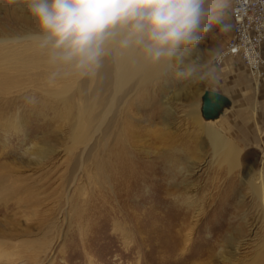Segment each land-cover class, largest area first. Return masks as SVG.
I'll use <instances>...</instances> for the list:
<instances>
[{"label":"rangeland","instance_id":"1","mask_svg":"<svg viewBox=\"0 0 264 264\" xmlns=\"http://www.w3.org/2000/svg\"><path fill=\"white\" fill-rule=\"evenodd\" d=\"M123 2L127 3L126 26L130 32V28L138 32L143 46L154 50L171 45L181 48L186 43L185 49L191 51L188 60L180 48L175 49L171 69L161 76L171 89L150 87L147 96L154 99L153 104H143L130 112L140 143L134 150L128 148L129 159L143 178L141 185L148 187L157 180L160 188L135 191L129 200L104 192L93 179L92 163L77 155L67 120L40 105L42 91L35 89L34 96H29L13 90L14 101L4 105L19 113L21 123L7 129L0 125V177L6 182L0 188V255L8 254L5 259L0 257V264H159L165 256L158 253L161 245L149 232L156 234L165 223V206L173 200L163 190L167 189L168 194L181 192L180 177L185 174L195 184L198 199L204 195L212 198L208 209H215L220 200L226 199L223 201L228 214L224 218L228 223L234 221L239 228L242 216L255 220V241L248 255L231 264H264V215L249 185L251 177L264 175V75L253 77L238 57H222L239 36L231 0H0V38L43 34L59 29L57 21L88 19L94 12L109 16L115 14L114 6ZM191 10L193 14L187 20L185 13ZM35 79L33 83L27 79L24 84L40 87ZM172 91L176 92L173 100ZM210 94L227 104H216L206 112L205 98ZM164 97L170 98L171 111L166 114L159 106ZM192 110L199 113L203 126L215 127L239 150L235 168L214 161L206 145L197 146L204 142V135H196L189 115ZM147 119L149 124L144 122ZM161 119L172 128L171 132L178 129L174 147L183 153L172 156L182 167L190 168L189 163H194L190 172L174 173L173 180L164 172L165 162L154 155L161 148L150 136V131L162 129ZM31 148L32 155L27 151ZM159 196L167 197L161 206L156 204ZM238 203L239 216L233 220V208ZM127 214L132 220H124ZM216 216L222 218L220 212ZM125 227L134 233L131 238L121 233L127 230ZM207 233L196 230L194 237L199 240ZM255 251L260 254L258 259ZM190 257L187 264L193 261Z\"/></svg>","mask_w":264,"mask_h":264},{"label":"bare ground","instance_id":"2","mask_svg":"<svg viewBox=\"0 0 264 264\" xmlns=\"http://www.w3.org/2000/svg\"><path fill=\"white\" fill-rule=\"evenodd\" d=\"M114 7L115 14L109 16H101L94 12V14L90 13L88 19L66 20V18L63 21H57L59 29H50L43 34L0 38V125L7 129L19 126L21 123L19 113L13 107H10L9 110L6 109V105H4L11 103L9 100L13 99V90L23 92V95L34 96L33 92L39 88L42 91V95L39 97L40 105L53 113H60L59 116L67 120L66 124L71 130L72 142L76 145L74 149L78 151V156L84 157L83 161L92 163L93 179L99 188L104 192L112 193V195L116 194L118 197L123 195V198L126 197L129 200L131 193L135 191L143 192L146 189V191L152 189L151 192H153V189L160 188L157 180L148 187L145 186V183L141 185L140 182L141 180L143 182V178L141 179L138 176L139 173L134 171L132 160L129 159L128 148L133 149L136 143H140L135 131L136 126H133L135 119L131 116V111L143 104L144 106L153 104L154 99L147 96L150 87H159L168 91L171 89L165 78L161 76L171 69L172 62L175 60L174 50L180 47L171 45L166 49L158 47L150 50L143 46L141 44L143 38L138 32L132 28H130L132 31L130 32L129 27L126 26L127 3L123 2ZM190 14H193L192 10L186 11L187 20ZM232 14L237 31L240 32L241 19L235 7ZM186 47L187 45L184 43L180 50L189 60L191 51H187ZM33 71L37 72L33 74ZM249 72L252 75L250 70ZM24 75L32 83L35 76V80H39L37 84L40 87L33 88V85L24 84V81L27 80L24 79ZM171 93L173 100L176 92L172 91ZM4 95L8 97L3 98ZM14 97L19 98L17 95ZM169 99L164 97V101L158 103L160 108L164 107L165 114L171 111L168 104ZM206 99L204 108L206 112L212 111L216 104H227L225 100L214 94H210ZM189 115L195 124L196 135H204V142H199L197 146L206 145L211 150L214 161H217L218 164L226 163L228 167L235 168L238 163L239 150L232 145L233 143L227 142L221 131L215 127L203 126L197 111L192 110ZM144 122L149 124L148 119ZM160 124L161 130H152L151 133H148L155 138L161 148L160 151H155L154 155L156 154L157 160L165 162L164 172L170 174L169 180H173L174 173L180 175L182 171L183 173L190 172L189 169L193 167L194 163H189L190 168L182 167L178 158L172 156L173 153H183L179 148L174 147V138L177 136L178 129L171 132L172 128L163 119L160 120ZM145 132L147 131L145 130ZM32 148L27 150L30 154ZM137 151L141 152L139 149ZM184 157L186 161L190 160L188 156ZM185 175L180 177L183 178L181 192L168 194L167 189L163 190L165 191L163 193L172 197L173 200L165 206V215H163L165 218L159 216L164 219L165 223L161 222L162 225L158 227L159 230L156 231V234L149 232L150 236L158 239L157 242L161 245H158V253L165 256L159 264H187L189 255H191L190 259L193 257L190 264H212L216 259L220 264L242 261L248 255L252 243L255 241V220L245 218L244 215L242 216L243 225H238L239 228L234 221L228 223V219L224 218L228 214L226 212L228 208L223 201L226 199L224 198L222 201L219 199V204L215 206V209H208V206H211L212 198L204 195L201 200L198 199L195 184L189 182V174ZM4 179L0 177V188L4 187L6 183ZM249 185L262 206L264 215V175L251 177ZM166 198L159 196L156 204L161 206L165 203ZM239 207H241L240 203L235 204L234 208L237 209L233 208V220L239 216ZM218 212L221 213L222 218L216 216ZM157 218L155 221L159 222ZM124 220L129 221L132 218H128L127 214ZM201 229L208 233L202 239L196 240L194 237L196 230L200 231ZM246 232L251 234L250 237L246 235ZM121 233L126 238H131L130 235L134 234L128 229H124ZM130 242L128 241V244ZM7 256L6 253L0 255L4 259ZM259 256L260 254L255 251L256 259Z\"/></svg>","mask_w":264,"mask_h":264},{"label":"built area","instance_id":"3","mask_svg":"<svg viewBox=\"0 0 264 264\" xmlns=\"http://www.w3.org/2000/svg\"><path fill=\"white\" fill-rule=\"evenodd\" d=\"M240 19L238 40L222 57L240 58L257 78L264 75V0H231Z\"/></svg>","mask_w":264,"mask_h":264}]
</instances>
